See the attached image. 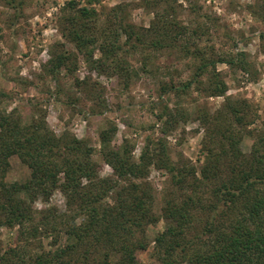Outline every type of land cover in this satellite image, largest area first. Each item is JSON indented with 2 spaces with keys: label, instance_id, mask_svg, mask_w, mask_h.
Wrapping results in <instances>:
<instances>
[{
  "label": "trees",
  "instance_id": "trees-1",
  "mask_svg": "<svg viewBox=\"0 0 264 264\" xmlns=\"http://www.w3.org/2000/svg\"><path fill=\"white\" fill-rule=\"evenodd\" d=\"M0 1L12 8L23 3ZM94 2L64 3L69 8L60 21L64 42L51 45L43 65L54 80L61 71L73 75L81 55L91 69L117 75L126 84L135 74L128 56L140 53L145 64L149 52L176 49L198 63L189 80L162 82L161 91L181 97L194 86L223 101L214 110L199 103L190 111L178 101L164 104L158 115L164 123L161 136L147 137L137 158L128 139L112 144L114 122L99 131L95 153L84 137L67 129L56 134L38 105L24 121L15 109L0 108V229L14 231L12 243L0 245V264H264V120L252 128L253 105L227 96L215 68L225 62L247 70L244 53L206 55L196 40L210 26L197 15L183 22L179 0H140V7L152 13L147 27L128 20V4H115L100 20ZM207 20L216 27V18ZM74 81L87 93L94 88L88 77L74 76ZM191 117L201 130L204 158L198 168L181 154L173 157L165 139L171 124ZM245 138L251 141L248 151L241 147ZM12 156L28 169L22 180L5 179ZM103 164L110 169L106 175L100 173ZM152 167L168 176L157 210L148 180ZM55 190L64 209L46 206ZM37 199L42 208L33 207ZM158 222L162 228L150 239L146 227ZM44 239L49 248L43 247ZM144 251H149L147 261L138 256Z\"/></svg>",
  "mask_w": 264,
  "mask_h": 264
},
{
  "label": "rangeland",
  "instance_id": "rangeland-1",
  "mask_svg": "<svg viewBox=\"0 0 264 264\" xmlns=\"http://www.w3.org/2000/svg\"><path fill=\"white\" fill-rule=\"evenodd\" d=\"M139 1L98 0L92 6L102 20L110 7L128 4V20L137 26L147 27L152 13L140 7ZM65 2L23 0L21 7L12 8L0 1V93H3L0 95V108L15 109L24 121L30 118L34 105H38L46 111L47 125L56 134L67 129L77 137H84L95 153L99 148V131L108 122H114L117 130L112 144L128 139L134 145L133 156L137 158L147 137L157 139L161 136L164 123L158 115L164 104L172 107L178 101L180 106L190 111L195 103H199L214 110L223 101L222 96L206 97L194 86H191L190 94L181 97L161 91L162 82L189 80L198 63L194 58L184 57L176 49L149 52L150 59L145 64L140 53L128 56L135 74L126 84L117 75L100 74L91 69L81 55L73 75L61 71L54 80L43 65L49 58L51 45L58 40L64 42L60 36V21L69 11L64 7ZM188 2L194 7V16L188 14ZM179 3V16L183 22H189L197 15L201 22L206 21L205 24L210 26L209 32L196 40L206 55L224 58L236 52L244 53L247 70L225 62L216 63L215 68L227 85V96L247 98L253 105L255 119L252 128L260 125L264 120V37L260 36L264 33V0H179ZM207 17L217 19L214 21L216 27L208 22ZM65 45L73 50L71 43ZM94 55L98 56L99 52L95 51ZM74 76L79 80L88 77L90 89L94 87L89 92L91 95L85 92L84 84L76 86ZM205 78L204 75L202 80L205 81ZM98 93L99 97L92 100L93 95ZM200 138L201 130L192 117L179 121L175 127L171 124L165 134L172 156L181 154L197 168L204 158L200 151ZM250 142L249 138L243 140L241 147L244 151L249 150ZM9 162L5 176L7 181L22 180L28 175V169L16 156H12ZM109 172V167L103 164L101 175ZM148 180L154 189L157 210L168 176L164 170L152 167ZM44 205L40 199L33 203L35 209ZM46 206L64 209L62 194L55 190ZM161 228L162 222L148 225V237L151 239ZM13 239L12 229H0L1 246H7ZM48 241L43 240V247L49 248ZM138 256L147 261L149 251Z\"/></svg>",
  "mask_w": 264,
  "mask_h": 264
}]
</instances>
